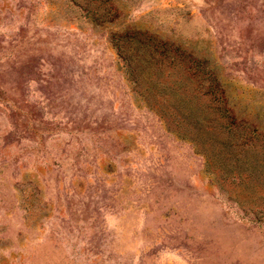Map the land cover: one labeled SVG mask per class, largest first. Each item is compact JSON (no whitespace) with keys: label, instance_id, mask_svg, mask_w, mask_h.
I'll use <instances>...</instances> for the list:
<instances>
[{"label":"rangeland","instance_id":"374dc122","mask_svg":"<svg viewBox=\"0 0 264 264\" xmlns=\"http://www.w3.org/2000/svg\"><path fill=\"white\" fill-rule=\"evenodd\" d=\"M0 264H264V0H0Z\"/></svg>","mask_w":264,"mask_h":264},{"label":"trees","instance_id":"16d2710c","mask_svg":"<svg viewBox=\"0 0 264 264\" xmlns=\"http://www.w3.org/2000/svg\"><path fill=\"white\" fill-rule=\"evenodd\" d=\"M135 31L139 32L140 29L136 27ZM139 35H142L143 37L142 38L136 37L133 41H128L127 39L124 40L122 37H120L121 35L117 37V40L123 41L121 43H116V45H114L116 46L117 49L121 48V50L125 52L128 50H132L134 52L133 54L130 53V55H128L126 58H121V62L124 68L126 69V72L128 73V75H131L135 69L134 66L132 65L133 64L131 61L132 58L138 59V63H140V65H138V68L140 70L147 69L145 67L149 66V72H148L149 76L152 75L153 73L155 75H158L161 72L163 57L166 55V52L161 54L158 51V49L162 48V46L154 44L153 39L155 38L151 37L150 35L148 36L143 35L140 32H139ZM136 54H139V57H137ZM170 58H172L173 60L174 57H170ZM186 73H187V77L189 78L190 76L197 77V73L199 72L197 68L194 66V67H188L186 69ZM147 82L150 85V87L156 90L166 89V85L164 83H159L157 81H147ZM174 100H177V99H174ZM175 102H178L177 104H175V106L181 103V101H175ZM161 116L162 115H158V118L162 122L164 121V117H161ZM174 117L178 118V115H175ZM186 117H190L191 119H193L199 125V127L204 126L202 124L203 118L200 115L189 113ZM171 122L178 123L174 119H171ZM176 134L178 136H183L182 133H180L179 131H176Z\"/></svg>","mask_w":264,"mask_h":264}]
</instances>
